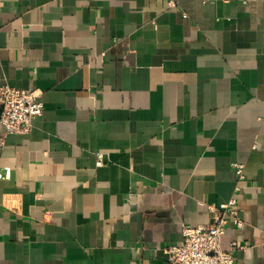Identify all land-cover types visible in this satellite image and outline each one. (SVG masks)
Listing matches in <instances>:
<instances>
[{
	"label": "crops",
	"instance_id": "1",
	"mask_svg": "<svg viewBox=\"0 0 264 264\" xmlns=\"http://www.w3.org/2000/svg\"><path fill=\"white\" fill-rule=\"evenodd\" d=\"M4 83L44 110L0 121V264H170L234 162L221 246L264 264V0H0Z\"/></svg>",
	"mask_w": 264,
	"mask_h": 264
},
{
	"label": "built area",
	"instance_id": "2",
	"mask_svg": "<svg viewBox=\"0 0 264 264\" xmlns=\"http://www.w3.org/2000/svg\"><path fill=\"white\" fill-rule=\"evenodd\" d=\"M174 5L173 1L169 2ZM0 121L6 132L25 134L31 131L33 120L42 116L44 103L40 94L28 90L0 84ZM238 183L230 199L219 207H210L213 214L211 224L199 226H184V241L181 245H165L162 248L170 264H235L234 252L246 246L232 242V248L224 250L221 246L225 233L226 220H232L234 225L242 227L244 221L239 216L237 208L238 197L242 189L240 182L244 181L245 164L234 162Z\"/></svg>",
	"mask_w": 264,
	"mask_h": 264
},
{
	"label": "water",
	"instance_id": "3",
	"mask_svg": "<svg viewBox=\"0 0 264 264\" xmlns=\"http://www.w3.org/2000/svg\"><path fill=\"white\" fill-rule=\"evenodd\" d=\"M1 111H2V107L0 108V114H1Z\"/></svg>",
	"mask_w": 264,
	"mask_h": 264
}]
</instances>
